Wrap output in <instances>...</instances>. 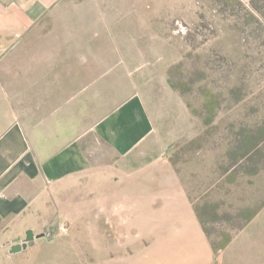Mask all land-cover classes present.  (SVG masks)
<instances>
[{"label": "crops", "instance_id": "crops-1", "mask_svg": "<svg viewBox=\"0 0 264 264\" xmlns=\"http://www.w3.org/2000/svg\"><path fill=\"white\" fill-rule=\"evenodd\" d=\"M63 1L0 0V245L52 227L20 264H264V210L215 249L148 155L155 128L131 72L56 62L91 25L46 27Z\"/></svg>", "mask_w": 264, "mask_h": 264}, {"label": "rangeland", "instance_id": "rangeland-1", "mask_svg": "<svg viewBox=\"0 0 264 264\" xmlns=\"http://www.w3.org/2000/svg\"><path fill=\"white\" fill-rule=\"evenodd\" d=\"M89 21L56 62L132 73L155 128L148 155L219 249L264 210V0H64L46 27ZM9 247L0 264H20Z\"/></svg>", "mask_w": 264, "mask_h": 264}, {"label": "water", "instance_id": "water-1", "mask_svg": "<svg viewBox=\"0 0 264 264\" xmlns=\"http://www.w3.org/2000/svg\"><path fill=\"white\" fill-rule=\"evenodd\" d=\"M44 232L35 233L32 228H28L24 232V236L17 235L11 240V244L9 247L10 253H17L22 248H25L27 246V243L32 241L35 238H39L41 236H44Z\"/></svg>", "mask_w": 264, "mask_h": 264}, {"label": "trees", "instance_id": "trees-1", "mask_svg": "<svg viewBox=\"0 0 264 264\" xmlns=\"http://www.w3.org/2000/svg\"><path fill=\"white\" fill-rule=\"evenodd\" d=\"M226 244H227V242L221 243L220 246H219V248H223Z\"/></svg>", "mask_w": 264, "mask_h": 264}, {"label": "built area", "instance_id": "built-area-1", "mask_svg": "<svg viewBox=\"0 0 264 264\" xmlns=\"http://www.w3.org/2000/svg\"><path fill=\"white\" fill-rule=\"evenodd\" d=\"M45 234L49 235V233H45Z\"/></svg>", "mask_w": 264, "mask_h": 264}]
</instances>
